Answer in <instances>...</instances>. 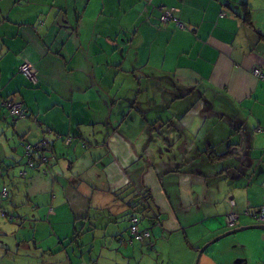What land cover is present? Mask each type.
I'll return each mask as SVG.
<instances>
[{
    "label": "crops",
    "instance_id": "obj_1",
    "mask_svg": "<svg viewBox=\"0 0 264 264\" xmlns=\"http://www.w3.org/2000/svg\"><path fill=\"white\" fill-rule=\"evenodd\" d=\"M164 8L174 9L183 28L174 19L159 21ZM24 61L35 70V85L19 72ZM254 68L264 73V0H0V95L26 111L14 121L0 107V177L25 171L17 194L29 204L18 216L25 224L29 216L47 222L43 229L30 222L35 229L25 236L23 225L0 223V234L11 232L17 247L27 249L31 239L34 264H195L202 247L197 264H264V229L216 239L258 225L241 215L229 228L222 215L264 204V186L259 190L252 180L264 181V164L252 172L246 168L249 177L239 166L264 151V79ZM118 71L124 82L142 89L128 104L141 118L131 125L135 132L127 125L130 110L114 125L115 108L130 97L119 95L120 84L115 89ZM55 75L62 88L52 86ZM158 112L153 124H170L166 118L174 116L191 135L187 146L177 147L189 164L179 155L167 164V154L144 142L143 118ZM124 122L127 128L121 129ZM85 124L94 125L93 141L98 135L99 141L84 138L90 130H81ZM165 128L167 134L174 130L172 124ZM170 139L181 141L173 133ZM41 140L46 147L32 151L34 166L27 167L21 143ZM209 148L215 155H234L212 160L204 153ZM150 153L159 163L150 162ZM42 155L47 163L40 162ZM145 190L150 210L142 226L151 227V240L119 247L106 232L98 238L103 227L119 229L118 219L127 228L135 212L131 195L142 202ZM56 193L67 206L63 223L58 213L47 215L41 201ZM85 227L90 232L82 236ZM76 229L81 230L74 239Z\"/></svg>",
    "mask_w": 264,
    "mask_h": 264
},
{
    "label": "rangeland",
    "instance_id": "obj_2",
    "mask_svg": "<svg viewBox=\"0 0 264 264\" xmlns=\"http://www.w3.org/2000/svg\"><path fill=\"white\" fill-rule=\"evenodd\" d=\"M261 5H262V3H261ZM35 28L37 29V25L34 27V29ZM40 38L42 39L43 38V35H41ZM8 56H10V55H8ZM62 64H63V61H62ZM19 72H20V70H19ZM118 74H121V72L118 71L117 75ZM51 84H52V86L55 87V89H57V87L60 86V83L57 80L56 75H55V78H53V80L51 81ZM118 84H120V86H121V88H120L121 89V92L119 93V95L120 96H123V97H125V96H127V97L130 96V97H128L127 100H125V102H124V100H122L121 101V104L118 105L115 108V113H113V115L116 117V121H115L114 125L116 127H118L122 123V119L124 117H126L124 115H127L128 110H130L131 113L129 115V118L127 119V125L129 126L130 131H133V128H131V125H135L136 123L139 125V123H141V118L139 120V117H138V108L135 106L134 108L130 109L128 104L131 101H133L132 96L135 97V95H137L138 93H140L142 89H141V87H139L138 85H136V83L134 81H131L130 80V82H128V83L127 82H124L122 80V77L120 75H118V77H117V83H116L115 89H117V85ZM60 88H62V87L60 86ZM55 89H52L51 91H49L50 93H52L51 96H50V98H47V100L49 99L48 100L49 103H51V97L55 94ZM2 99L0 100V102L2 101ZM5 99L8 100V101H12L11 99H7L6 97H5ZM3 111H4V113H6L8 115V117L11 120V117L9 116V112L7 111V109H3ZM153 116L159 117V112L158 113H150L149 115H146L143 118V120L145 122V125H146V133H148L145 136V138H144V142H146V145H147V143L148 144L150 143L151 147L156 152H159L160 148L158 147V144L161 145V142H165L166 144L172 146L171 147L172 155H170L165 160V162L167 164H170L172 162V160H174L175 158H177L176 155H179V156L181 155L180 150L177 147H182V145L183 146H187V144L189 142L187 140V138H191V135L189 133H187L186 130L185 131L183 130L182 124L180 123L179 120L178 121H175L176 118H174V116L173 117H167L166 119H169V120L171 119L170 120V125L172 124V126L174 128V130H173L172 133L179 135V137L181 138V141L182 142L181 141L180 142H175V139H174V142L175 143L173 142V139L169 141V140H167V137L164 136L166 132H170L171 131V130H168V129L165 128L166 125L168 124V122H167L168 120L167 121H163V122L159 120L157 124L153 125V121H156L153 118ZM166 119H163V120H166ZM125 125H126V123L124 122L121 125L120 128L121 129H126L127 126H125ZM152 125L159 132H161V135L162 136H160L158 134V132H156L155 130H152V128H153V127H151ZM93 127H94V125H88V127H87L86 124L85 125H82L80 127L82 131H85V130L90 129V130H88L89 132L86 133V135H85L86 137H84V138L87 141H90L91 143H94L96 141H99V135L95 139V141H93V136H92ZM99 128H101L100 129V133H102L103 132V129H105V119H104V121L102 123V126L100 125ZM133 132H135V131H133ZM68 137H70V136H68ZM132 138H133V141L136 144H139L140 143L139 139H135V134H134V136ZM71 140H72V138H71ZM91 143H89V144H91ZM58 144H60V143H56L55 145L57 146ZM150 145H147V146H150ZM54 149H55V147H54ZM72 149H73V146L69 147V150H67V151L70 153V152H72ZM239 152L244 153L245 151L241 148L239 150ZM103 155H105V154L103 153ZM148 155H150L149 156L150 157L149 160H150L151 163L156 164L155 162H158V158L157 157L151 155V153L148 154ZM182 157H185V155L183 154L179 158H182ZM184 160H186V163L187 164L190 163V161L188 160V158L185 157ZM179 161H182V159H179ZM89 164H90V162H89ZM263 164H264V151L262 150L260 156L258 157V159H246L244 166H242V165H239V166H240V169L241 170H244V173L247 175V177H249V174L253 171V169L255 167L258 166V169L260 170L261 169V166ZM89 167H90V165H88V168ZM246 168H250L251 169V172L248 173V171H247ZM22 171L20 172V174H17L16 172H13L11 178H5V179H3V178L0 177V192H1L2 188L5 187L7 189V191H8V194L10 195L9 197H6V198L0 196V216L2 217V218L0 217V223L5 224V225L7 224L8 226L10 225L14 229H18V227L20 228V226L23 225V227L21 229V232H23V235H24L25 232L27 233V231L29 232L30 230H33L35 228H42L43 229V227L47 224V222L45 220L44 221H41V222L40 221H38V222H31V218L29 216L30 219L29 218L27 219V220H29L27 222L28 224L27 223L25 224L24 223V220L22 219V217L20 218V216H18V214L24 213L25 208L29 204V203L26 204V196L23 197V196H21V194H17V191H18L17 189H21V187H22V184L21 183H23L22 182L23 181V178L19 176V175H21ZM223 176L226 177L225 173L223 174ZM86 177H87V174H86ZM259 177H260V175L257 176V178H259ZM252 180L257 185L258 189L259 190H262V189H260V186H264V181L263 182H259L255 178H252ZM16 181L18 183L14 185V183ZM134 186H135V180L132 181L131 188L128 189V192H131L132 193ZM13 187H14V190H16V191H13ZM261 192L262 191H260V193ZM19 198H20L21 202L20 203H17L16 206H13L14 204L12 203V201L13 202H14V200L17 201V200H19ZM34 200H33L34 206L32 207L33 211L35 210V204H37V203H34V202H37V201H34ZM41 201L44 202L45 208H48L47 209V215H49V216L50 215H54L53 217H55V215L57 216V213H58V221H60V222L63 223V210L66 211L65 207L67 208L66 204L63 202V199L61 197H59L57 195V193H56V196L53 199L49 198V195L48 196L43 195ZM21 203H24V204L21 205V208H22L21 210H23L22 212H20L18 210V208H20L19 205ZM48 204H49V207H48ZM33 211H32V214H33ZM253 211L254 210H251V212H253ZM39 212H40V214H43L44 216H46L44 214V211L43 210H40ZM15 214H17V215H15ZM226 214L222 215L223 222H224V218H225V215ZM104 216L105 217H109V216H107V214H104ZM12 221H14V222L12 223ZM120 222L122 223L123 221H121V219H118V221L115 223L117 225V227H119V229H113V230L109 229L108 230V229H105L104 227L102 229H100L99 232H98L99 233L98 234V238L104 237V233L106 232V235H108L110 237V239H113L114 240L113 236L117 235V230H121L120 232L121 233H124L125 232V227L124 228H121ZM29 223H30V226L31 227H32V225L34 223L35 224L34 225L35 228L30 229L29 228ZM25 228H26V231H25ZM85 229H86V227H85ZM80 230L81 229H76V231L75 230L73 231V236L75 237L74 239H77L78 238V235H79ZM37 231L40 232L41 229H39ZM89 232H90V230L89 231L88 230L87 231H84V234H82V236H84L86 233L88 234ZM225 238H227V237H225ZM15 241L16 240H14L12 238V233L11 232L8 233L6 236L5 235L3 236V231H2V234H0V254H2V255L8 254V257L0 256V264H30L33 261V259L36 258L35 255H33L34 249L32 248L33 241L31 239L28 240V243L30 244V246L28 247L29 249L26 248V244L22 245L21 247H17V243H15ZM21 242H22V240L19 241L18 244L21 243ZM61 253H63V248H62V251L60 252V256L57 257L58 261L59 260L61 261V259H60L61 258ZM57 255H58V253H57ZM35 262L36 261L32 262V264H34Z\"/></svg>",
    "mask_w": 264,
    "mask_h": 264
},
{
    "label": "built area",
    "instance_id": "obj_3",
    "mask_svg": "<svg viewBox=\"0 0 264 264\" xmlns=\"http://www.w3.org/2000/svg\"><path fill=\"white\" fill-rule=\"evenodd\" d=\"M147 3H149L151 0H143ZM173 12L174 9L173 8H169V9H162L161 10V15L159 17V21L161 23H166L168 20H172L174 19V21L176 22L177 26L179 28H183L182 23L178 22L176 18H174L173 16ZM224 12H222L221 14H223ZM19 70L20 72L24 75V77L26 79H28L33 85H35L37 83V79L35 76V70L32 67L31 64H29L28 62H23L20 66H19ZM253 74L261 79H264V73L259 69V68H254L252 70ZM2 99L1 95H0V100ZM0 107H2L3 109H7V111L9 112V116L14 120H19L22 119L26 116V111L24 109V107L21 105V103H17L14 101H8L6 99H2V101L0 102ZM258 132H261V129H257ZM70 139H68L69 141ZM68 143V142H67ZM47 144L46 141L41 140L39 142H37L34 145L28 144V143H21V145L24 147L25 150V156L27 157V161H26V166L27 167H33L34 166V162L31 160V154L32 151H40L41 149H43V147H45ZM41 163H47V156H40L39 158ZM42 173L44 175H47L49 172V170L47 168H45ZM26 172L22 171L21 175H25ZM0 196L1 197H7L8 196V191L5 187L2 188L1 192H0ZM244 215L245 216H249L251 218H253L255 220V222L260 223V224H264V204H262L261 206H259L258 208H256L255 211L250 212L248 209L244 210ZM238 219V216L236 213H228L225 215V224L227 227L231 228L234 227L236 220ZM133 223H131L130 225V234L134 237L135 240H140L142 238V236L144 235V233H141V231H139L137 225H136V221L137 219L135 217L132 218ZM145 235H147L145 233Z\"/></svg>",
    "mask_w": 264,
    "mask_h": 264
},
{
    "label": "trees",
    "instance_id": "obj_4",
    "mask_svg": "<svg viewBox=\"0 0 264 264\" xmlns=\"http://www.w3.org/2000/svg\"><path fill=\"white\" fill-rule=\"evenodd\" d=\"M247 16V15H246ZM40 24H42V23H40ZM22 64V63H21ZM153 125H155V124H153ZM152 125V126H153ZM160 129V128H159ZM153 130H155L156 132H158V134L159 135H161V132H159L154 126H153ZM204 153L206 154V156L208 157V158H212V160H214V159H216V160H221L222 158H224L225 156H229V158L230 157H232L233 155H234V151H230V152H228V153H225V154H221V155H215V152H214V150L212 149V148H209V149H207V150H205L204 151ZM207 158V159H208ZM218 172H222L221 170H219ZM26 175V174H25ZM24 175V176H25ZM21 176H23V175H21ZM245 181H246V179H244ZM136 192V190H134L133 192H132V194L133 193H135ZM149 195H148V194ZM143 194H147V196L146 195H144V198H143V203L142 202H140V201H138L139 199L138 198H136V199H134L135 197H133V195H131V205H132V208H135V214L133 213V214H131V215H129V217L127 218V221H128V227L125 229V232L124 233H121L120 231L117 233V235H115V236H113V238L116 240V242H118V244H119V247H121V246H126V245H128V244H131V243H134V242H137V243H145V242H148V241H150L151 240V238H152V233H151V227L149 228V227H144V226H142V222H143V220L144 219H146L147 221H148V211L150 210V206H149V208H148V210H146V205L148 204L149 205V198H150V193H149V191H144V193ZM9 195V194H8ZM7 197H9V196H7ZM6 198V197H5ZM145 207V208H144ZM244 210L243 211H241V212H234V213H236L237 214V216H238V219L236 220V223L238 222V220H239V218H240V216L242 215V216H245L244 215ZM230 213H233V212H230ZM12 215V214H11ZM13 216V215H12ZM133 217H135L136 219H137V221H136V225H137V227H138V229H139V231H141V233H144V235L142 236V238L140 239V240H135L134 239V237L130 234V225H131V223H133V221H132V218ZM149 222V221H148ZM255 222V221H254ZM235 223V224H236ZM145 233L147 234V235H145Z\"/></svg>",
    "mask_w": 264,
    "mask_h": 264
},
{
    "label": "water",
    "instance_id": "obj_5",
    "mask_svg": "<svg viewBox=\"0 0 264 264\" xmlns=\"http://www.w3.org/2000/svg\"><path fill=\"white\" fill-rule=\"evenodd\" d=\"M255 223H257V222H255ZM257 224H258V225H251V226H247V227H242V228H237V229L229 230L228 232H226V233L222 234L221 236L217 237L216 239H218V238H220V237H224V236L230 235V234H232L233 232L238 231V230H241V229H244V228H248V229H250V228L264 229V226L259 225L260 223H257ZM216 239H215V240H216ZM203 250H204V247H202L201 249L198 250L195 264H197V262H198V258H199V256L201 255V253L203 252Z\"/></svg>",
    "mask_w": 264,
    "mask_h": 264
},
{
    "label": "flooded vegetation",
    "instance_id": "obj_6",
    "mask_svg": "<svg viewBox=\"0 0 264 264\" xmlns=\"http://www.w3.org/2000/svg\"><path fill=\"white\" fill-rule=\"evenodd\" d=\"M170 124L168 123L166 126H169ZM172 134V133H171ZM171 134H167V133H165V137H167V140H172V139H170V137H171ZM160 136H162V135H160ZM163 145H162V147H160V152H163L164 154H167L168 155V157L170 156V155H172V150H171V147L172 146H170V145H168V144H166L165 142H161ZM163 148H165V149H163ZM164 150V151H163ZM181 163H183V161H181ZM146 191H148V190H146ZM148 194V193H147ZM147 194H143L142 193V195H141V198H142V203H143V198H144V195H146L147 196ZM149 195V194H148ZM148 205V204H147ZM145 208V207H144Z\"/></svg>",
    "mask_w": 264,
    "mask_h": 264
},
{
    "label": "clouds",
    "instance_id": "obj_7",
    "mask_svg": "<svg viewBox=\"0 0 264 264\" xmlns=\"http://www.w3.org/2000/svg\"><path fill=\"white\" fill-rule=\"evenodd\" d=\"M258 208V207H257Z\"/></svg>",
    "mask_w": 264,
    "mask_h": 264
}]
</instances>
